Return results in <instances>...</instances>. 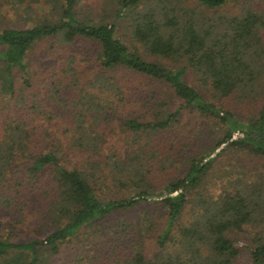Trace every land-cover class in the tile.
Returning <instances> with one entry per match:
<instances>
[{
	"label": "trees",
	"instance_id": "16d2710c",
	"mask_svg": "<svg viewBox=\"0 0 264 264\" xmlns=\"http://www.w3.org/2000/svg\"><path fill=\"white\" fill-rule=\"evenodd\" d=\"M193 1L109 0L87 18L81 0H21L25 25L0 26V264H48L89 226L101 242L64 264H238L226 232L264 221L262 184L201 186L226 152L264 156L263 0ZM47 37L94 41L100 68L57 61L40 80L29 57ZM231 98L262 103L243 115ZM250 247L264 264V226Z\"/></svg>",
	"mask_w": 264,
	"mask_h": 264
},
{
	"label": "rangeland",
	"instance_id": "374dc122",
	"mask_svg": "<svg viewBox=\"0 0 264 264\" xmlns=\"http://www.w3.org/2000/svg\"><path fill=\"white\" fill-rule=\"evenodd\" d=\"M21 0H0V26L5 27H23L24 17H23V7ZM35 3H40V0H31ZM83 3L80 6L83 14L87 18H96L101 13L104 8H109L112 3L109 0H81ZM193 0H190V3H193ZM114 5V2H113ZM264 6V0L262 2ZM33 12H36L33 9ZM37 21H41V15L43 14H50L51 12L45 11L43 12L42 9L38 10ZM23 17V18H22ZM264 33V30H263ZM118 34L125 39H128L126 32L124 31V26L119 29ZM100 54V49L98 45L89 39H77L71 45L62 44L57 41L56 37H47L44 39L42 43H39L33 49L32 53L30 54L29 61H30V68L35 67L38 72H40V80L47 78V80L51 77L50 70L55 64V62L60 61L61 63L70 60L80 71H83L85 74L92 73L93 71L100 68L98 64V57ZM29 64V65H30ZM61 64L56 65L59 67ZM124 72L120 71L119 75L123 76ZM190 74L185 75V79L187 81H192ZM131 82L134 84L133 86H137L138 83L143 85L147 88L148 92L154 90L153 84H147L145 79H137L133 77ZM262 98V97H261ZM261 98H259L254 103H246L240 104L239 100L236 98H231L228 101L229 108L234 110H239L243 113V115H250V113H255L257 111V105L262 103ZM183 119V118H182ZM184 121V120H183ZM192 122H194L192 120ZM190 129V126L188 127ZM219 159L222 161L224 168L228 169L226 175L220 178V174L216 173V177H210L207 181L203 183L201 186L202 190L205 191L203 187H206L207 190L213 191L214 194L219 192V188L228 187V185L233 184L232 181L237 177L244 178V177H253L259 184H262V197L264 203V156L253 154L247 151L239 152H226L222 154ZM75 162V160H74ZM221 164V163H220ZM217 168L221 169L220 166ZM232 180V181H231ZM257 184V182H256ZM257 193H258V185H257ZM212 193V192H211ZM261 212V210H259ZM188 217V214H186ZM254 222L259 223H248L249 225L246 226L242 231L239 232H230L227 231L226 235L230 238H234V244L239 249L238 255V264H253L251 257H250V238L253 237V233L256 229H260L264 226L263 220H255ZM94 228L96 226H89L83 230H81L76 238L72 240H68L66 248L62 249V252L51 259L49 254L46 257V262L48 264H64L66 261H71L75 258L76 253L82 248L84 245L93 244L94 242H101V240L96 235L99 234L97 230L95 231ZM158 227H156L153 232H159ZM130 235H126L123 237L122 244L128 242L126 239H130ZM103 240V238H102ZM112 242V247H118L120 250L122 247L119 245L118 240L114 237L110 239ZM86 243V244H84ZM146 245L150 253L155 252V245H154V234L150 232L149 236H147ZM47 251V250H45ZM44 251V252H45ZM128 253H131V248ZM93 253H90L92 255ZM95 254V253H94Z\"/></svg>",
	"mask_w": 264,
	"mask_h": 264
}]
</instances>
